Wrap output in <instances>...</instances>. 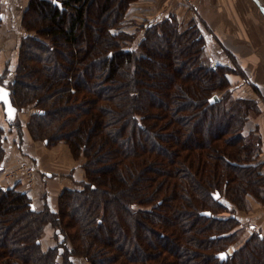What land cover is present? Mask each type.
<instances>
[{"label":"trees","instance_id":"obj_1","mask_svg":"<svg viewBox=\"0 0 264 264\" xmlns=\"http://www.w3.org/2000/svg\"><path fill=\"white\" fill-rule=\"evenodd\" d=\"M59 1H30L27 14L40 17L23 19L11 98L17 108L41 104L31 134L51 146L64 140L86 159L87 182L65 188L57 211L0 185V264H264V233L229 253L241 221L217 214L264 199V172L250 164L242 132L251 102L211 101L232 68L205 64L203 36L175 29L173 16L126 44L135 0ZM217 112L226 127L211 121L203 131V115ZM49 225L56 244L44 250ZM222 251L231 255L222 260Z\"/></svg>","mask_w":264,"mask_h":264},{"label":"rangeland","instance_id":"obj_2","mask_svg":"<svg viewBox=\"0 0 264 264\" xmlns=\"http://www.w3.org/2000/svg\"><path fill=\"white\" fill-rule=\"evenodd\" d=\"M30 1L31 0H1L0 2V82L9 86L10 88L11 85H14L13 82H15L14 79L16 70L21 60V43L23 42L24 37L29 34L23 25V19H25L26 15L32 16L33 18L40 17V13L36 12L35 10H32L27 14ZM53 1L58 3L60 6L62 5L59 0ZM175 2V7H177L179 12L166 13L161 16L160 21H164V19L167 21L166 17L173 16L175 17V19L172 20L173 23H175V29L178 27V30L180 31L192 30L194 36L198 34L202 35V41L204 40L206 44L207 37L204 34L205 32L203 30V23L200 21L196 13L195 0L191 7H188V5L183 0H175ZM68 6L69 5H67V7ZM135 19L136 18L134 17L129 18L128 13L126 20L122 24L124 31L128 32V34L132 33L134 35V39L129 40L127 38L125 42L126 44L137 45L141 36L145 33L146 23L153 21L150 19ZM15 29L17 30L15 31ZM14 35L16 36L14 37ZM215 57V55L207 53V50L205 49V54L203 55V61L205 64L211 65L213 68L218 66L220 67L219 69H222L221 66L232 68L231 61L227 60L225 64H219ZM34 64L37 63L35 62ZM234 68H232V71L228 72V77L230 80L229 85H227L225 81L226 79L223 80L227 86L223 89L216 90L215 95H217L219 98L223 97L225 99L224 102L227 100L226 104H224L225 106H230L231 103H235L233 98L249 99L251 102L250 110H248L246 114L248 118L243 125L242 132L246 135V141H244L246 146H249L251 143L254 147L253 151L255 153L249 158L253 162L250 161V164H258L256 168H258L259 171L261 170V172H264V139L262 136V127L256 124L260 121L262 116H264V86L259 87L254 85H245V87H238L234 85L230 79L232 73H237L238 75L243 76V79L246 80L244 77V71H242V69L237 66ZM30 77H33V75ZM160 80L166 79L165 77H160ZM244 89L248 91L245 92ZM251 93H253L255 96H252ZM33 101L34 102L28 106L18 108L16 107L17 111L12 119L7 118L3 105L0 103V134L4 136V140L2 141V147L4 149V161L3 167L0 170V185L3 187L13 186L19 191H26L38 210L43 209L46 205H50L55 211H57L60 195L65 188L84 186V183L87 182L86 169L84 166L86 159L82 157L79 159L76 158L73 155L69 145L64 140H60L58 143L51 146L47 145L46 142L43 143V141L40 139H35L33 137L29 129V124L32 119L35 118L34 113L40 109L41 106V104H37L36 100ZM236 102L237 103L235 105H238L239 101ZM242 105L244 107L248 106L244 104V102ZM242 110L243 113L247 111L245 108ZM218 114L219 115L215 116V119L210 118L213 114L207 113V116L203 115L205 118L203 123L207 125L203 126V131L204 129L208 128V124L211 121L214 122V124L219 123L220 126L218 127L220 128L226 127L224 114L221 116L220 113ZM208 116L211 120H208ZM251 126L254 127L253 130H250ZM209 133H213L212 130H210ZM223 138L226 140V133L224 134ZM234 143H237L236 145L238 148H242L243 146V144L239 143L238 141H235ZM61 144H64L65 146ZM65 147L66 150L64 151ZM67 149L70 151L68 156L70 155L72 160H74L76 163L78 162L83 168L81 170L85 171L83 180H75L71 174L59 172V170L62 168V157L64 162H67L65 158ZM244 153L245 152L242 154L243 159ZM240 163L247 164V162L244 161ZM48 168L52 169L51 176L47 175V172L45 171ZM62 179H67V185L63 187L61 185ZM249 202V210L238 209L237 212H232L228 209H222L217 213L223 217L239 215L241 221L239 233H235L231 239L233 245L230 248H227L228 250L226 249L229 253H232L236 248L240 249L242 246H244L251 239L254 231L264 233L263 226L258 224V222L262 223L264 217V199H257L253 195H250ZM211 204L214 205L213 203ZM214 231L215 230H209L210 233H213ZM55 235L56 229L52 225H49L42 232L41 241L42 248L44 250H47L51 245L56 244ZM216 245L218 247H216ZM216 245L212 246L210 244V250L214 252L215 250L219 249V245ZM228 252H226L227 257L231 255L228 254ZM60 260H62V258H60ZM75 263L91 264L88 260L83 259V257L75 258Z\"/></svg>","mask_w":264,"mask_h":264},{"label":"crops","instance_id":"obj_3","mask_svg":"<svg viewBox=\"0 0 264 264\" xmlns=\"http://www.w3.org/2000/svg\"><path fill=\"white\" fill-rule=\"evenodd\" d=\"M175 6V0H135L128 11L129 18L157 21L166 13H178ZM195 9L207 37V53L215 55L219 64H225L228 60L232 62V68L237 66L244 71L246 80L243 76L232 73V83L238 87L264 86V0H195ZM256 124L262 127L264 139V116ZM253 126L250 130L254 129ZM69 153L67 149V162L62 157L59 172L71 174L75 180H83L85 171L68 156ZM45 171L51 176V168ZM66 181L67 179L61 180L62 187L67 185ZM258 224L264 228V217L262 223Z\"/></svg>","mask_w":264,"mask_h":264},{"label":"water","instance_id":"obj_4","mask_svg":"<svg viewBox=\"0 0 264 264\" xmlns=\"http://www.w3.org/2000/svg\"><path fill=\"white\" fill-rule=\"evenodd\" d=\"M0 90H2L3 93H7L6 97L0 98V103L3 104L4 106V111L7 115L8 119H12L17 111V108L13 104L12 98H11V89L3 84L0 83ZM218 97L217 95H214L211 98V101L217 100ZM203 214L210 215V212H204ZM218 256L224 260L227 258V253L226 252H221L218 254Z\"/></svg>","mask_w":264,"mask_h":264},{"label":"built area","instance_id":"obj_5","mask_svg":"<svg viewBox=\"0 0 264 264\" xmlns=\"http://www.w3.org/2000/svg\"><path fill=\"white\" fill-rule=\"evenodd\" d=\"M183 1L188 5V7H191L194 4V0H183Z\"/></svg>","mask_w":264,"mask_h":264},{"label":"snow or ice","instance_id":"obj_6","mask_svg":"<svg viewBox=\"0 0 264 264\" xmlns=\"http://www.w3.org/2000/svg\"><path fill=\"white\" fill-rule=\"evenodd\" d=\"M7 93H3L2 90H0V98L6 97Z\"/></svg>","mask_w":264,"mask_h":264},{"label":"flooded vegetation","instance_id":"obj_7","mask_svg":"<svg viewBox=\"0 0 264 264\" xmlns=\"http://www.w3.org/2000/svg\"><path fill=\"white\" fill-rule=\"evenodd\" d=\"M1 84H3L2 82H0ZM3 85H5V84H3ZM5 86H7V85H5ZM7 87H9V86H7ZM10 88V87H9ZM11 89V88H10ZM3 105V104H2ZM3 108H4V106H3Z\"/></svg>","mask_w":264,"mask_h":264}]
</instances>
